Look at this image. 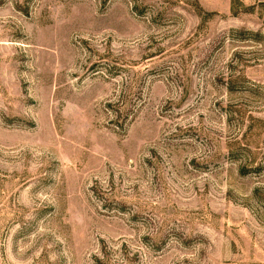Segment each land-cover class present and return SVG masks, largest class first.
Here are the masks:
<instances>
[{"label": "rangeland", "instance_id": "rangeland-1", "mask_svg": "<svg viewBox=\"0 0 264 264\" xmlns=\"http://www.w3.org/2000/svg\"><path fill=\"white\" fill-rule=\"evenodd\" d=\"M0 264H264V0H0Z\"/></svg>", "mask_w": 264, "mask_h": 264}]
</instances>
